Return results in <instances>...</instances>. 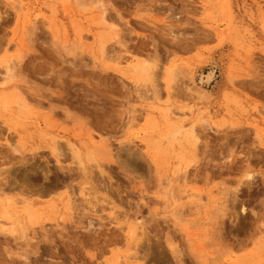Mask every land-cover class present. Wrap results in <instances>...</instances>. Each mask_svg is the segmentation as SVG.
<instances>
[{"label":"rangeland","instance_id":"1","mask_svg":"<svg viewBox=\"0 0 264 264\" xmlns=\"http://www.w3.org/2000/svg\"><path fill=\"white\" fill-rule=\"evenodd\" d=\"M95 2L0 0V94L18 99L0 106V199L38 210L0 226V264H264V0ZM139 56L149 81L124 73ZM166 107L197 148L148 129Z\"/></svg>","mask_w":264,"mask_h":264},{"label":"bare ground","instance_id":"2","mask_svg":"<svg viewBox=\"0 0 264 264\" xmlns=\"http://www.w3.org/2000/svg\"><path fill=\"white\" fill-rule=\"evenodd\" d=\"M85 1L87 2V3H85ZM75 0V4H77V6L78 7H80L81 8V10H85L86 8H87V6L88 5H85V4H89V8L91 9V7H93V6H95V4L97 3V2H95V0ZM89 2V3H88ZM76 6V5H75ZM76 6V7H77ZM96 7V6H95ZM89 8H87L88 10H89ZM208 8V7H207ZM204 9V8H203ZM207 16V15H206ZM32 22V21H31ZM96 22L99 24V25H101V27H103V28H105V27H107V29H104V31H102L100 34H99V39H100V48H101V51H102V53H103V48H104V44H105V42L106 41H110L112 38H113V36H116V32H114L115 30L113 29V25L112 24H109L108 22H107V20H106V17H105V12L104 11H101L98 15H97V19H96ZM35 24V23H34ZM84 36V35H83ZM82 34L80 33V32H78V38L79 39H82ZM85 38V37H84ZM9 48V47H8ZM106 49V48H105ZM114 55V54H113ZM112 56V55H111ZM111 56H109V58L111 59ZM113 57V56H112ZM118 57V56H117ZM115 58V59H118V58ZM108 58V59H109ZM113 60H114V57L112 58ZM120 61V60H119ZM12 57L11 58H7V57H5V58H3L2 60H1V64L3 65L2 67L5 69V71H3V74L0 72V75H4V83H7V81H9L11 78H12V70H13V67H12ZM117 62V61H116ZM120 63V62H119ZM210 64V63H209ZM209 66V65H208ZM202 67V66H201ZM200 67V68H201ZM151 69H152V65L149 63V60L148 59H145V58H143V57H135L134 58V60L132 61V62H129V64L128 65H126V67H125V69H124V73L125 74H129L130 76H132L133 78H135L136 79V81H138V82H142V81H149V80H151L152 79V73H151ZM198 70V69H197ZM194 71V70H193ZM174 72H175V70L173 69V68H166L165 69V71H164V73H165V76H166V80L168 79V80H170L171 78H172V76H173V74H174ZM205 73V72H204ZM203 74V73H202ZM199 75V74H198ZM202 78V77H201ZM213 79V78H212ZM198 82V81H197ZM204 83V82H203ZM204 85V84H203ZM196 86V85H195ZM194 86V87H195ZM202 87V86H201ZM13 90L15 91V92H17L14 88H13ZM203 88H200V87H195V88H193V89H190L189 88V91L191 92L190 94L192 95V97H194V96H197L198 94H202V95H204V93H202L203 92ZM15 92H13V91H5V92H2L1 94H0V106L2 107V108H9V107H11L12 105V103L14 102H16L15 101V99H17V98H15V96L13 95V93L15 94ZM159 93V92H158ZM157 93V94H158ZM19 95V94H18ZM17 95V96H18ZM155 95V94H154ZM207 95V94H206ZM209 96V95H208ZM20 97V96H19ZM155 97H156V95H155ZM161 97V96H160ZM198 97V96H197ZM203 97H205V95L203 96ZM157 98H158V96H157ZM156 98V99H157ZM17 101H18V99H17ZM23 102V101H22ZM18 112H21V113H25L24 112V107L22 106L23 104H19L18 103ZM13 107V106H12ZM16 107V106H15ZM10 109H12V108H10ZM190 110V112L192 111V109L191 108H189ZM5 110V109H4ZM164 111H162V113H161V117H162V119H163V121H164V126L161 128V125L160 124H158V122L157 121H155V119H152V121L150 122V124H149V126H148V129H150V130H153L154 132H156V133H158L162 138H163V140L165 141V148L167 147V148H173V147H176V145H178V143H179V141L183 138L184 140H186L188 143L187 144H189V145H191V146H195V144H196V134L197 133H195L196 131H195V128H194V126H191L188 130H184L185 128H184V124H183V122H184V120L182 119V117L181 116H184V115H186L185 114V110H180L179 112H175V111H173V110H171V108L170 107H166V108H164L163 109ZM10 111V110H9ZM14 112V111H13ZM17 112V111H16ZM12 113V112H11ZM7 114V113H6ZM16 114V113H15ZM181 117V118H180ZM8 118V117H7ZM10 118V117H9ZM18 119V118H17ZM7 121H9V120H7ZM10 123V122H9ZM14 123H15V121H14ZM16 123H18V122H16ZM19 124V123H18ZM193 125H194V123H193ZM13 126V125H12ZM12 128H14V127H12ZM161 128V129H160ZM188 128V127H187ZM24 130V129H23ZM22 131V130H21ZM16 134H17V132H15ZM20 138V137H19ZM53 138V137H52ZM51 138V139H52ZM56 140V139H55ZM94 140V139H93ZM21 140H19V142H20ZM25 143V142H24ZM60 145V144H59ZM152 145L157 149V151L160 149V147L162 146V144H160V143H158V142H152ZM180 145V144H179ZM181 145H182V142H181ZM196 148H197V144H196V146H195ZM71 148L73 149V152H74V154H75V156H76V159H78L79 161H80V163H82L81 161V156H80V149H79V147H77L76 145H74V144H71ZM58 149V148H57ZM102 148H100V147H98L97 145H91V147L90 148H86V154H85V157H86V159H88V160H96L95 159V156H94V154L96 153L95 151H100ZM105 147H104V150L102 149L101 150V153L103 152V154L102 155H104L105 153H107V151L105 152ZM185 149V148H184ZM186 149H189V147L188 148H186ZM106 150H109V148L108 149H106ZM193 151V150H192ZM196 151V150H195ZM95 152V153H94ZM159 152V151H158ZM178 152V151H177ZM183 152V151H182ZM185 152V151H184ZM56 153V152H55ZM190 153H193V152H190ZM58 154H59V151H58ZM189 156V155H188ZM105 157H108V155L106 154V156ZM110 157H111V154H110ZM186 158V157H185ZM191 158V157H190ZM187 160H188V158H187ZM185 175V174H184ZM187 175V174H186ZM176 177V176H175ZM180 176L178 175V178H179ZM185 177V176H184ZM177 178V177H176ZM185 178H187V177H185ZM180 179H182L181 177H180ZM189 179V178H188ZM178 180V179H177ZM183 180V179H182ZM181 181V180H180ZM179 181V182H180ZM185 183V182H184ZM181 184H183V182H181ZM187 184H189V183H187ZM184 191H185V189H184ZM182 194H183V192H181ZM194 193H196V192H194ZM193 192H189L188 194H186V195H193L194 194ZM181 194V195H182ZM180 195V197H182L183 198V196L185 195V193L183 194V196H181ZM186 195H185V197H186ZM195 196V195H194ZM179 197V198H180ZM190 198H192V197H190ZM194 199H195V197H193ZM192 198V199H193ZM197 198V197H196ZM199 198H197L196 200H198ZM200 200V199H199ZM198 200V201H199ZM19 204V203H18ZM10 205L12 206V203H11V200H10V198L8 199V198H4V199H0V217H4L6 220H9L10 221V223H11V225L10 226H7L5 223H1L0 222V226H1V229L2 230H5L4 232H6V231H9V232H13V231H16L15 230V228L17 227V226H19V227H21V228H19V229H25L24 227L22 228V226H20V220H19V216L21 215V216H23V217H25V218H27V221H32L33 220V218L35 217V216H37V211H36V208H34L33 207V205H32V203H27L26 205H24L22 208H21V210L19 211V212H21L20 213V215L18 216V215H16L15 213H11L10 212V209H9V207H10ZM18 206H20V205H18ZM16 207V206H15ZM242 208V210H245L244 209V206H242L241 207ZM13 212V211H12ZM22 219V218H21ZM22 221V220H21ZM132 222H130V224L128 225V233H129V235L130 236H133V237H135L136 235V231L138 230V231H140L141 230V224H140V220L139 219H134V220H131ZM17 223H19V225L17 224ZM140 228V229H139ZM21 231V230H20ZM25 232H26V230H24ZM24 231H21V232H24ZM24 232V233H25ZM14 233V232H13ZM23 233V234H24ZM138 233V232H137ZM139 234V233H138ZM135 235V236H134ZM129 245H130V243H129ZM117 255V254H116ZM119 255H121V254H119ZM119 255L117 256V258L119 257ZM131 256V255H130ZM127 257V256H126ZM129 257V256H128ZM132 257V256H131ZM130 258V257H129ZM133 258V257H132ZM110 262V261H109ZM114 263V262H113ZM115 263H117V264H119L118 262H115Z\"/></svg>","mask_w":264,"mask_h":264}]
</instances>
